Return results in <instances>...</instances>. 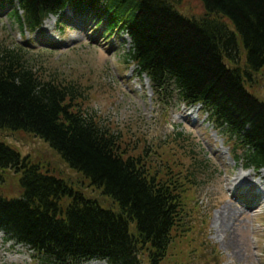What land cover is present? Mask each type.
<instances>
[{"label":"trees","instance_id":"1","mask_svg":"<svg viewBox=\"0 0 264 264\" xmlns=\"http://www.w3.org/2000/svg\"><path fill=\"white\" fill-rule=\"evenodd\" d=\"M1 1L17 2L11 18L31 32L68 4L74 10L105 6L99 13L108 29L128 33L132 49L126 60L149 79L158 100L166 103L176 92L189 104L200 103L246 152L248 166L264 165V104L246 89L253 72L264 69V0H199L205 14L197 19L181 15L177 0ZM238 38L246 69L239 66ZM58 77L45 74L30 50L0 39V130L41 139L69 168L101 188L119 213L102 210L0 143V186L11 170L20 175L21 189L19 198L0 196V230L29 245L43 264L86 258L161 264L182 217L179 187L161 182L139 158L124 159L115 135L77 107L84 97L78 87Z\"/></svg>","mask_w":264,"mask_h":264},{"label":"rangeland","instance_id":"2","mask_svg":"<svg viewBox=\"0 0 264 264\" xmlns=\"http://www.w3.org/2000/svg\"><path fill=\"white\" fill-rule=\"evenodd\" d=\"M178 8L185 16L193 18H199L204 13L196 0H178ZM12 9L13 6L9 4L0 8V39L10 43L13 39L29 42L28 46L34 51L33 60L43 65L45 74L52 77L59 75V79L70 80L77 87L82 86L87 98L84 105L79 107L101 117L119 137L120 150L125 155H140L147 163L154 165L160 175L171 176L178 183L184 182L185 188L188 186L183 174L190 164L186 152H198V157H205V165L215 179L199 183L200 187L196 190L192 188L183 192L182 223L185 229L191 227L193 231L185 236L182 235V227L177 231L163 264H264V203L254 216L242 215L237 222L230 224L233 227L225 237L230 249L222 247L223 235L213 226L214 217L223 206L222 200L226 201L223 196L226 182L234 181L241 173L252 176L254 171L242 172V165L232 162L223 137L211 125L208 117L197 108L182 106L178 102L171 101L167 109L160 104L155 105L148 82L137 76L131 64L124 62L129 47L124 35L116 37L105 34L104 24L94 31L93 23L87 25L88 28L83 27L82 33L78 30L79 26L68 23L62 31L56 21L50 19L47 31L40 29L35 35L24 33L21 37L18 25L10 17ZM238 47L244 56L239 66L246 69V52L239 38ZM253 77L255 86L248 90L264 104V69L253 72ZM13 134L0 131V143L15 149L22 158L27 157L33 163L50 165L70 181L78 179L43 143L22 133ZM176 134L179 136L175 137ZM43 157L45 163L42 162ZM6 177L9 181L3 188L4 193L16 196L19 192L16 178L11 180L10 175ZM70 181H65L67 186L86 199L98 202L105 210L118 211L117 204L104 195L101 188L89 187L84 179L76 183ZM261 183L264 185V174ZM203 220L207 224L198 230ZM129 227L131 232L136 230L134 223H130ZM199 235L203 242L202 255L194 256L192 263L188 252L195 246L201 247ZM0 264L33 262L29 251L6 245L0 235Z\"/></svg>","mask_w":264,"mask_h":264},{"label":"bare ground","instance_id":"3","mask_svg":"<svg viewBox=\"0 0 264 264\" xmlns=\"http://www.w3.org/2000/svg\"><path fill=\"white\" fill-rule=\"evenodd\" d=\"M49 21H46L44 26L49 25ZM44 28V27H43ZM81 33L83 32V29L80 28L78 29ZM214 154H216L215 151H213ZM215 157H217L216 155H214ZM243 168V166L241 167ZM263 174V173H262ZM259 176V174H252V176H250L249 174L244 176L241 174H238L236 176V178L234 179V181L232 182H226V185L228 187V191L232 193V197L235 198L236 195H240L241 193L238 192V187H235V185H242L243 187H248V191L246 194H243L242 198H249V194L251 193V191H254L255 188H257L258 190H260L262 193L264 190V185L260 182H255L254 179H257V177ZM261 194V193H260ZM260 194L255 193V200H258V204L257 205H253L251 203L248 204H244L241 203L239 200H236V203H233L231 201L227 202L225 200H222L223 206L220 208L221 211L219 210L216 213V216L214 217V222H213V226L217 229L218 232H220L223 235L222 238V247H224L226 250L227 248L230 249V243L227 244V241L225 242V237L228 236L231 232L230 229H232V227L230 226L231 223L237 222V219L239 217H241L242 215L244 216H254V213L252 212V209L254 207H260L263 203H264V197H260ZM240 205V207L238 206ZM223 228H225V231L223 230ZM228 229V231H227ZM221 236V235H219ZM222 237V236H221ZM220 242V239H217ZM220 245V246H221ZM237 248V247H236Z\"/></svg>","mask_w":264,"mask_h":264}]
</instances>
